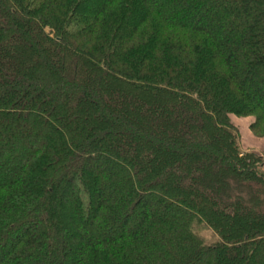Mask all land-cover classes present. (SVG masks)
Returning a JSON list of instances; mask_svg holds the SVG:
<instances>
[{"label":"trees","instance_id":"obj_1","mask_svg":"<svg viewBox=\"0 0 264 264\" xmlns=\"http://www.w3.org/2000/svg\"><path fill=\"white\" fill-rule=\"evenodd\" d=\"M232 115L264 138V0H0V264H264Z\"/></svg>","mask_w":264,"mask_h":264},{"label":"rangeland","instance_id":"obj_2","mask_svg":"<svg viewBox=\"0 0 264 264\" xmlns=\"http://www.w3.org/2000/svg\"><path fill=\"white\" fill-rule=\"evenodd\" d=\"M254 119V116L238 117L232 115L233 123L240 129L242 149L245 151H255L264 156V138L257 136L250 129V124ZM199 233L209 244L217 243L219 240L218 235L207 226L199 228Z\"/></svg>","mask_w":264,"mask_h":264}]
</instances>
